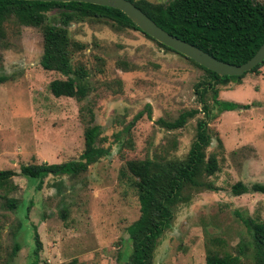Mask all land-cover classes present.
<instances>
[{"label":"rangeland","instance_id":"374dc122","mask_svg":"<svg viewBox=\"0 0 264 264\" xmlns=\"http://www.w3.org/2000/svg\"><path fill=\"white\" fill-rule=\"evenodd\" d=\"M56 11L47 13L49 22ZM7 23L12 27L7 46L0 45V74L11 79L0 84V170L15 172L17 188L0 189V195L7 192L16 201L10 208L0 198V264H31L34 230L41 243L38 264L71 259L78 264H124L120 254L130 251L126 228L139 216V203L131 176L121 170L130 159L185 156L202 113L178 129H167L157 119L170 121L184 109L200 108L194 86L204 72L140 30L118 29L102 19L73 21L68 34L83 44L73 54V64L85 66L91 90L87 101L55 97L48 83L65 77L40 65L41 29L18 25L14 18ZM218 97L254 104L222 111L209 123L208 151L218 152L219 158V171L209 179L218 189L194 191L189 202L176 207L153 264H205V247L213 237L222 239L223 249L233 254L246 246L241 261L254 264L250 237L237 213L264 221V193L234 195L230 187L239 180L264 184V65L247 73L240 84L220 86ZM86 104L109 153L76 179L49 175L36 189L38 180L22 175L20 166L76 159L84 148L87 124L79 108ZM16 244L19 249L12 252Z\"/></svg>","mask_w":264,"mask_h":264},{"label":"trees","instance_id":"16d2710c","mask_svg":"<svg viewBox=\"0 0 264 264\" xmlns=\"http://www.w3.org/2000/svg\"><path fill=\"white\" fill-rule=\"evenodd\" d=\"M129 1L170 34L231 64L245 62L264 41V2L258 0H169L167 3L150 0ZM55 9L57 13L54 20L49 22L47 13ZM11 18H14L18 25L41 29L40 65L45 70L57 71L65 77L55 78L48 83L50 93L55 97L67 96L79 101L88 100L91 88L85 66L73 64V54L80 50L83 44L69 36L70 23L85 19H102L118 29L139 30L126 14L113 7L79 1L0 0V45L3 47L8 44L7 31L12 26L7 22ZM156 43L179 54L204 72L203 79L194 86L200 108L184 109L175 119L166 121L159 118L157 123L167 129H178L198 113L201 112L202 116L196 120L195 136L184 157L159 155L130 159L126 162L124 170H121V174L131 176L139 203V216L126 228L130 251L124 249L120 254L124 264H153L154 251L164 231L170 227L176 207L189 202L194 191L218 189L209 179L219 171L218 152L208 151L211 143L209 123L222 111L246 109L254 104L221 100L218 97L219 87L227 86L231 82L240 84L247 73H256L264 65L263 60L242 75L219 76L164 44L158 41ZM122 64L127 67V64ZM10 79L8 74H0V84ZM207 94H210L216 112L212 111ZM90 107L86 104L79 108V114L87 124L83 132L84 148L76 159L55 163L43 161L20 166L22 175L38 180L36 189L41 188L44 178L49 175L76 179L90 165L109 153L108 148L100 142L101 128L94 123L95 115ZM146 109L150 116L149 104ZM84 112L88 116L86 119ZM141 115L142 111L137 113L131 124ZM129 126H125L126 131ZM220 143L219 139L218 144L222 148ZM13 175L15 172L10 169L0 170V189L12 191L17 188L12 180ZM59 185L57 184L58 188ZM230 191L234 195L247 192L264 193V184L254 182L248 185L239 180L231 185ZM6 193L0 195V198L5 199L6 206L15 208V199L8 198ZM60 214L65 217V208L61 209ZM237 215L249 234L254 264H264V221L244 217L239 213ZM33 235L35 246L31 264H38L41 243L36 230ZM222 242L220 238L208 239L205 264H243L240 257L243 256L246 246H239L237 253L233 254L223 249ZM18 249L19 245L16 244L12 252ZM65 264L78 262L71 259Z\"/></svg>","mask_w":264,"mask_h":264},{"label":"water","instance_id":"95a60500","mask_svg":"<svg viewBox=\"0 0 264 264\" xmlns=\"http://www.w3.org/2000/svg\"><path fill=\"white\" fill-rule=\"evenodd\" d=\"M30 1H79L103 5L119 9L126 14L141 30L156 41L175 50L176 52L194 60L203 67L216 72L219 76L229 75L238 76L251 70L264 60V41L255 51V53L241 64H231L216 58L199 47L170 34L158 26L150 17H148L140 8L129 0H30Z\"/></svg>","mask_w":264,"mask_h":264}]
</instances>
